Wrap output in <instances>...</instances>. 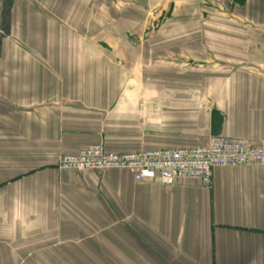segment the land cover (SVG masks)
I'll return each mask as SVG.
<instances>
[{"label": "crops", "instance_id": "0c3cea01", "mask_svg": "<svg viewBox=\"0 0 264 264\" xmlns=\"http://www.w3.org/2000/svg\"><path fill=\"white\" fill-rule=\"evenodd\" d=\"M213 134L264 146V0H0V264H264V164L58 166Z\"/></svg>", "mask_w": 264, "mask_h": 264}, {"label": "built area", "instance_id": "2783aa9c", "mask_svg": "<svg viewBox=\"0 0 264 264\" xmlns=\"http://www.w3.org/2000/svg\"><path fill=\"white\" fill-rule=\"evenodd\" d=\"M264 164V146L227 135L213 134L207 143L190 147H166L115 152L101 143L82 145L76 152L61 155L60 168L78 170L110 168L129 170L137 181L164 185L176 179L211 182L216 166Z\"/></svg>", "mask_w": 264, "mask_h": 264}]
</instances>
